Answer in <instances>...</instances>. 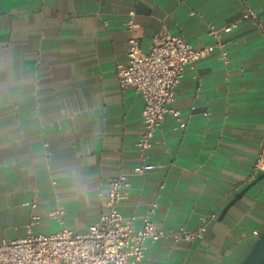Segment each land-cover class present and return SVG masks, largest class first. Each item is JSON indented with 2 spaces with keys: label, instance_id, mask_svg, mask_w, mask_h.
Returning <instances> with one entry per match:
<instances>
[{
  "label": "crops",
  "instance_id": "crops-1",
  "mask_svg": "<svg viewBox=\"0 0 264 264\" xmlns=\"http://www.w3.org/2000/svg\"><path fill=\"white\" fill-rule=\"evenodd\" d=\"M246 3L264 21V0H0L2 236L86 230L107 210V181L140 163L144 98L116 78L133 35L144 50L163 30L201 47ZM224 38L230 61L215 50L187 69L174 102L187 126L166 117L147 151L155 167L131 173L119 203L138 225L153 202L163 228L209 220L194 239L150 242L138 264H241L264 228V179L221 216L264 170V37L245 20Z\"/></svg>",
  "mask_w": 264,
  "mask_h": 264
},
{
  "label": "built area",
  "instance_id": "built-area-1",
  "mask_svg": "<svg viewBox=\"0 0 264 264\" xmlns=\"http://www.w3.org/2000/svg\"><path fill=\"white\" fill-rule=\"evenodd\" d=\"M245 20L256 26L264 37V21L250 3L245 4L239 19L223 26L210 24L207 32L213 41L201 47L181 34L163 30L154 35L150 48L144 50L140 37L133 35L129 39L128 62L117 65L116 78L120 87H134L144 98L143 129L136 141L140 163L131 172L122 171L107 181L103 192L107 210L84 231L62 225L49 233L29 231L22 237L5 238L0 228V264H138L150 242L163 239L178 242L197 237L205 229L209 217H203L197 229L163 228L151 218L157 206L153 202L138 225L135 216L123 214L119 203L127 196L130 174L144 173L155 167L147 161V151L166 117L172 116L177 128L187 126V117L174 105L177 86L187 69L195 68L200 59L215 50L219 51L220 59L228 63L230 54L224 35ZM136 26V22H128L131 29ZM263 163L264 156L260 155L257 166L262 168ZM63 212L62 208L54 211L62 223ZM253 233L257 237L261 235L259 229H254Z\"/></svg>",
  "mask_w": 264,
  "mask_h": 264
},
{
  "label": "water",
  "instance_id": "water-1",
  "mask_svg": "<svg viewBox=\"0 0 264 264\" xmlns=\"http://www.w3.org/2000/svg\"><path fill=\"white\" fill-rule=\"evenodd\" d=\"M262 179H264V170L235 195V197L225 206L221 216L227 212L232 204H234L238 199L242 198V196L252 185L256 184ZM241 264H264V228L261 232V235L256 239L254 246L246 255Z\"/></svg>",
  "mask_w": 264,
  "mask_h": 264
}]
</instances>
